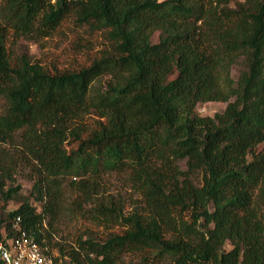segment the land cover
Wrapping results in <instances>:
<instances>
[{
    "label": "trees",
    "instance_id": "obj_1",
    "mask_svg": "<svg viewBox=\"0 0 264 264\" xmlns=\"http://www.w3.org/2000/svg\"><path fill=\"white\" fill-rule=\"evenodd\" d=\"M66 21L100 33V55L56 71L14 57ZM0 98L1 198H18L24 168L35 179L0 239L20 219L59 264H264V0H1ZM208 101L228 104L202 116ZM113 172L132 203L104 190ZM66 185L104 240L53 243Z\"/></svg>",
    "mask_w": 264,
    "mask_h": 264
},
{
    "label": "rangeland",
    "instance_id": "obj_2",
    "mask_svg": "<svg viewBox=\"0 0 264 264\" xmlns=\"http://www.w3.org/2000/svg\"><path fill=\"white\" fill-rule=\"evenodd\" d=\"M104 45L100 33H91L85 28L73 27L69 21H66L53 36L37 42L20 39L12 49H14V57H18L22 53H29L51 71H56L78 68L89 63L95 56L100 55L102 49H104ZM244 67L245 63L243 59L234 66L232 74L235 79H238ZM109 78V76H104L99 79L95 83L96 87H105ZM3 103L4 101L0 98V110ZM227 104V102L223 101L201 102L198 103L196 111L202 116H214L217 112H223ZM96 119V115H88L86 117L87 125L91 128L94 127ZM76 146L77 144L73 143V141L69 145L70 148ZM259 148H264V145H261ZM181 164L185 168V162L182 161ZM30 175V169L24 168L15 176L16 183L14 185L21 186L18 193L19 196L8 202H5L0 196V213L6 214L17 208L24 197L29 198L31 201L34 200L31 192L35 179L30 177ZM103 183L104 190L108 191L109 195L126 197L129 203H132L133 199L137 197L124 174L114 172L104 174ZM74 198L75 193L66 185L64 209H62L61 217L55 223L54 229H50L53 233V243L60 242L69 246H75L81 236H93L99 240H104L107 235L105 227L99 226L81 215L78 209L73 207L72 202ZM85 207H89V205ZM227 248H231V245H227ZM53 251L59 253L57 247H53ZM126 261L128 264H143L140 254L128 255L126 256Z\"/></svg>",
    "mask_w": 264,
    "mask_h": 264
},
{
    "label": "built area",
    "instance_id": "obj_3",
    "mask_svg": "<svg viewBox=\"0 0 264 264\" xmlns=\"http://www.w3.org/2000/svg\"><path fill=\"white\" fill-rule=\"evenodd\" d=\"M12 230L18 233L0 239V264H59V253L49 246L42 247L22 228L20 219L13 223Z\"/></svg>",
    "mask_w": 264,
    "mask_h": 264
}]
</instances>
